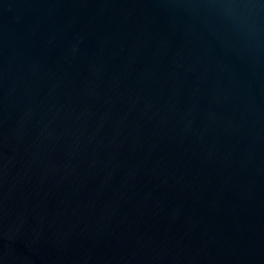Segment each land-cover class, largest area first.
Wrapping results in <instances>:
<instances>
[{
    "label": "water",
    "instance_id": "95a60500",
    "mask_svg": "<svg viewBox=\"0 0 264 264\" xmlns=\"http://www.w3.org/2000/svg\"><path fill=\"white\" fill-rule=\"evenodd\" d=\"M0 264H264V0H0Z\"/></svg>",
    "mask_w": 264,
    "mask_h": 264
}]
</instances>
